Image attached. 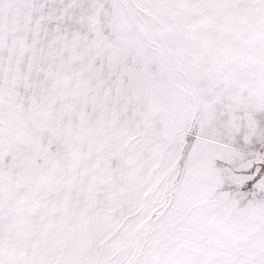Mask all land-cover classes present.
Returning a JSON list of instances; mask_svg holds the SVG:
<instances>
[{
	"label": "snow or ice",
	"instance_id": "obj_1",
	"mask_svg": "<svg viewBox=\"0 0 264 264\" xmlns=\"http://www.w3.org/2000/svg\"><path fill=\"white\" fill-rule=\"evenodd\" d=\"M0 264H264V0H0Z\"/></svg>",
	"mask_w": 264,
	"mask_h": 264
}]
</instances>
